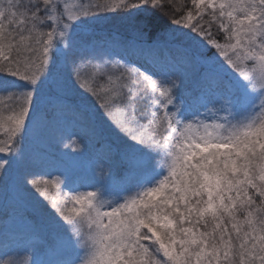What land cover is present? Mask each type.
I'll list each match as a JSON object with an SVG mask.
<instances>
[{"label": "snow or ice", "instance_id": "snow-or-ice-1", "mask_svg": "<svg viewBox=\"0 0 264 264\" xmlns=\"http://www.w3.org/2000/svg\"><path fill=\"white\" fill-rule=\"evenodd\" d=\"M102 13L128 18L141 42L166 17L187 43L171 60L113 58L83 39ZM68 111L99 147L118 134L145 178L106 196L102 165L92 191L21 175L71 256L0 264H264V0H0V172Z\"/></svg>", "mask_w": 264, "mask_h": 264}, {"label": "trees", "instance_id": "trees-1", "mask_svg": "<svg viewBox=\"0 0 264 264\" xmlns=\"http://www.w3.org/2000/svg\"><path fill=\"white\" fill-rule=\"evenodd\" d=\"M164 2L167 4L168 0H164ZM177 2H181V0H177ZM182 2L187 3L188 0H182ZM141 18H143L142 15ZM166 24V17L154 22L152 36H145L141 42L137 40L136 32L129 26L128 18L118 13H102L99 18L90 23L83 39L89 47H95L98 51L119 53L118 56L113 57L116 59L120 56L127 59L119 51L122 45L125 47L124 50L126 49L125 43L152 45V40H156L155 44L166 50L165 59H168V53L175 52L177 43L186 45L187 42L178 39L180 33L172 34L167 31ZM170 57L173 58V56ZM196 71L197 68L192 67L188 71L191 76L185 78L183 92L186 97L196 88ZM78 123L80 121L71 111L64 113L56 123L49 124L38 134L24 139L25 162L23 164L14 167L7 174L0 172V256H4L5 259L9 256L20 255L34 259L37 252L40 258L45 261H48L53 255H58L60 259L69 257L68 251L58 243L55 231L46 223L43 224L42 214L33 210L35 198L28 197L25 193L35 192L30 187L20 184L21 175L30 179V174L51 173L57 175L64 173L65 176L70 177L73 175L71 173L79 169H86L84 165L89 163L94 165L95 171H98L99 166L102 165L112 176L111 182L107 185L108 191L104 193L106 196L114 194L137 179L145 178V173L140 166L131 167L127 160L121 156L122 140L113 130L109 129L105 133V144L112 145L111 153L106 151L105 155L100 154L97 139L93 137L85 143L82 151L75 152L76 156L73 155L74 151L72 154H68L65 149L59 147L54 141L56 133L64 130V135L73 138L74 127ZM105 127L109 128L106 122ZM80 133L88 138L85 136H88V133L84 127ZM86 176L89 175L86 174ZM45 178L47 177L45 176ZM89 186V183L82 182L81 179L73 184V187H79L81 191L88 190ZM23 225L40 230L41 239L35 240L30 236H23L21 231Z\"/></svg>", "mask_w": 264, "mask_h": 264}, {"label": "rangeland", "instance_id": "rangeland-1", "mask_svg": "<svg viewBox=\"0 0 264 264\" xmlns=\"http://www.w3.org/2000/svg\"><path fill=\"white\" fill-rule=\"evenodd\" d=\"M125 46H127L125 50H124L125 48L124 45L120 46L121 50L119 51H121L128 60L138 62L139 64H144L146 61L150 63L153 59H156V60L165 59L166 50L164 49V47L156 45V44L148 45V44H138V43H125ZM168 54H169L168 59L171 60L172 57L170 56L174 57L176 53L170 52ZM190 69H192V66L191 68L190 66H187L185 68L186 78L191 76V74L188 72L190 71ZM177 82L179 83V81ZM83 127L84 126L82 125L81 122L78 123V125H75L74 127L75 135H73V138L70 136L64 135L65 133L64 130L58 131L56 135L54 136L55 143L59 147L65 149L68 152V154H72L74 151L73 155L76 156L77 154H75V152L79 153L80 151H82L85 143L89 142L90 138H92L90 134H88V136L85 135L88 138H85L84 136L81 135L80 132ZM73 140L77 141V145L72 144ZM107 145L108 143L105 144V147H100V150H99L100 154L105 155V152L107 151ZM75 166H78V165H75ZM84 166L86 169H79L78 171L71 173L73 175L72 176L70 175V177L72 178L74 182L81 179L82 182H87L90 185L95 184V182L99 180V174L97 173L98 171H95L96 168L94 167V165H92V163H89L88 165H84ZM86 174H88L89 176H86ZM92 190H94V188L89 186L88 190H85V191H92ZM25 195L28 197L35 198L33 205L39 199L38 196H36L37 198L35 197L36 195L35 193L30 192V191L26 192ZM40 214H42L43 216V224L45 223L47 224L45 214L44 213H40ZM21 231L23 233V236H30L31 238H34L35 240L41 239L42 233L40 232V230L34 229L33 227H27L26 225H23L21 227ZM57 240H58V243H60L58 237H57ZM68 254H69V257H66L64 259L70 258L71 253L68 252ZM24 256L26 255L13 256V257L22 258ZM0 259H5V257L0 256ZM56 260H61L60 258H58V255H53L48 261H56Z\"/></svg>", "mask_w": 264, "mask_h": 264}]
</instances>
